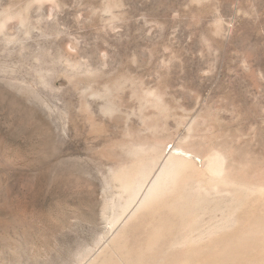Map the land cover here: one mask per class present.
I'll return each instance as SVG.
<instances>
[{"label": "rangeland", "instance_id": "374dc122", "mask_svg": "<svg viewBox=\"0 0 264 264\" xmlns=\"http://www.w3.org/2000/svg\"><path fill=\"white\" fill-rule=\"evenodd\" d=\"M165 151L264 184V0H0V264H130L120 235ZM236 208L198 205L202 238L169 252L234 232Z\"/></svg>", "mask_w": 264, "mask_h": 264}, {"label": "bare ground", "instance_id": "6f19581e", "mask_svg": "<svg viewBox=\"0 0 264 264\" xmlns=\"http://www.w3.org/2000/svg\"><path fill=\"white\" fill-rule=\"evenodd\" d=\"M144 149L150 154V159H158L157 152L161 149L158 145L141 146L135 150ZM174 154L165 151L161 168L150 181L138 207L145 209V213L131 230L120 235L119 244L124 240L122 248L130 264H264V184L242 179L232 181L220 153L209 157L205 171L193 168L188 159L173 158ZM142 163L137 161L131 168L125 169V173H120L130 196L124 213L115 223L132 209L142 195L145 187L142 178L149 171V164ZM228 185L230 188L226 187ZM162 190L164 193L160 195ZM170 192L174 194L170 200L159 199ZM223 193L232 195L239 210L236 230L221 234L202 249L170 253L177 245L199 242L202 236L194 237L190 233L185 237L187 229L194 230L195 219L201 213L198 214L197 206L206 205L209 199L220 197ZM152 199H157L154 200L157 202L148 207L146 202Z\"/></svg>", "mask_w": 264, "mask_h": 264}]
</instances>
